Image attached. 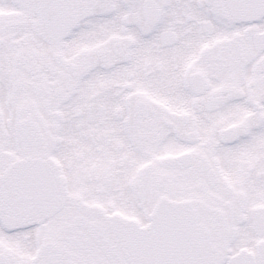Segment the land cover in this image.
Returning a JSON list of instances; mask_svg holds the SVG:
<instances>
[{"label": "snow or ice", "instance_id": "6c2138e0", "mask_svg": "<svg viewBox=\"0 0 264 264\" xmlns=\"http://www.w3.org/2000/svg\"><path fill=\"white\" fill-rule=\"evenodd\" d=\"M0 264H264V0H0Z\"/></svg>", "mask_w": 264, "mask_h": 264}]
</instances>
